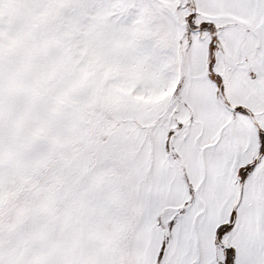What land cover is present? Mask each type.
<instances>
[{
  "label": "snow or ice",
  "instance_id": "1",
  "mask_svg": "<svg viewBox=\"0 0 264 264\" xmlns=\"http://www.w3.org/2000/svg\"><path fill=\"white\" fill-rule=\"evenodd\" d=\"M0 264H264V0H0Z\"/></svg>",
  "mask_w": 264,
  "mask_h": 264
}]
</instances>
